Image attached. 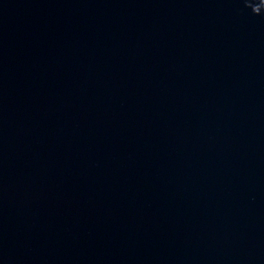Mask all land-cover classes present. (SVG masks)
Returning a JSON list of instances; mask_svg holds the SVG:
<instances>
[{
  "label": "water",
  "instance_id": "obj_1",
  "mask_svg": "<svg viewBox=\"0 0 264 264\" xmlns=\"http://www.w3.org/2000/svg\"><path fill=\"white\" fill-rule=\"evenodd\" d=\"M0 264H264V0H0Z\"/></svg>",
  "mask_w": 264,
  "mask_h": 264
}]
</instances>
